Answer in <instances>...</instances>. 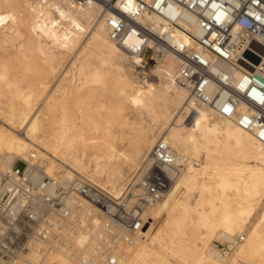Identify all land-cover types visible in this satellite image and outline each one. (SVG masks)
Listing matches in <instances>:
<instances>
[{
    "label": "bare ground",
    "instance_id": "1",
    "mask_svg": "<svg viewBox=\"0 0 264 264\" xmlns=\"http://www.w3.org/2000/svg\"><path fill=\"white\" fill-rule=\"evenodd\" d=\"M103 14L95 0H0V171L16 159L29 162L34 155L51 177L87 175L120 192L127 175L165 141L180 166L175 182L149 210L137 243L122 249V263L264 264V145L200 106L176 84L173 57L160 64L149 62V57H130L110 40ZM76 47L70 70L64 72L63 82L72 76L69 84H58L42 102L43 111L52 114L44 118L50 119L47 128L40 114H32L37 94L49 90L60 65L56 62L70 57ZM127 60L142 68L149 62L143 74L154 73L159 82L146 77L134 81L135 68ZM20 69L33 77L19 80L14 72ZM127 105L133 108L130 113ZM82 106L90 114L78 120L72 110L81 112ZM101 111L107 124L120 122L135 129L134 139L124 152L120 149L123 155L114 144L115 152L104 150L116 132L96 124L93 114L100 116ZM147 117L153 124L146 123ZM236 237L245 242L229 255L212 245L214 240L229 244ZM85 241L81 235L79 243Z\"/></svg>",
    "mask_w": 264,
    "mask_h": 264
},
{
    "label": "built area",
    "instance_id": "2",
    "mask_svg": "<svg viewBox=\"0 0 264 264\" xmlns=\"http://www.w3.org/2000/svg\"><path fill=\"white\" fill-rule=\"evenodd\" d=\"M95 1L112 42L141 61L173 57L176 84L264 145V0ZM179 167L159 141L115 192L87 175L51 177L34 155L16 159L0 171V264H123L122 249L140 239ZM243 241L216 248L229 255Z\"/></svg>",
    "mask_w": 264,
    "mask_h": 264
},
{
    "label": "rangeland",
    "instance_id": "3",
    "mask_svg": "<svg viewBox=\"0 0 264 264\" xmlns=\"http://www.w3.org/2000/svg\"><path fill=\"white\" fill-rule=\"evenodd\" d=\"M23 32H24V34L26 33V30L25 29H23ZM88 38H89V36L88 35H86L85 37H84V39H83V44L84 43H86L87 41H88ZM16 42V41H15ZM78 47V46H77ZM75 48L74 50H72V52L70 53V57H67V58H65L63 61H59V62H56V63H60V65L59 66H57V72H56V74H55V76H53V78H52V80H51V86H50V88H49V90L44 94V93H39V94H37V95H39V97H37V101H35V103H36V105L34 106L35 107V110H32L33 112H32V114H34V115H38V114H40L39 116L41 117V118H43L42 120H44V118H50V116H52V114H50V112L49 113H47V111H43V110H46V109H44L45 108V105H43L42 104V102H43V100L46 98V95H49V94H52L53 92H52V90L54 91V89H55V87H57L58 86V84L60 85L61 83H64L63 82V79H64V75H65V73L68 71V70H70L69 68L71 67V65H72V62L74 61V58L76 57L75 56V54H74V51L76 50V52H77V49H79V48ZM15 50H12V52H14ZM9 52H11V50L9 51ZM127 63H128V65L129 66H131V67H134L135 69H134V71H132L131 72V76H132V78L134 79V81H136V82H139L141 79H143L144 77H146V79H149V80H151V81H153V82H159V77L157 76V75H155L154 73H149L148 74V76L147 75H145V74H143V71H148L147 69L148 68H142V67H139L136 63H134V62H132V61H130V60H127ZM57 65V64H56ZM24 71L22 70L21 71V69L20 70H17V71H15L14 73H15V77H17L19 80H22L23 78H26V77H31V75H29V74H27V73H23ZM65 72V73H64ZM20 77V78H19ZM32 77H33V75H32ZM31 77V78H32ZM36 77V76H35ZM67 78V81L64 83V84H69V82L68 81H70L71 79H72V76H71V74L69 73L68 74V76L66 77ZM69 78V79H68ZM25 83H23L22 85H24ZM52 89V90H51ZM49 92H51V93H49ZM45 97V98H44ZM42 100V101H41ZM41 105V106H40ZM201 106V105H200ZM42 108V109H41ZM127 109H126V113H130L132 110H133V108L131 107V106H129V105H127V107H126ZM34 109V108H33ZM41 110H42V112H41ZM86 110V108L85 107H83L82 106V111L81 112H79V111H77V110H72V112H74V114H75V118H78V120L79 119H81L82 117H86L87 116V114L86 113H89L87 110ZM84 111V112H83ZM86 112V113H85ZM96 113L97 112H94V114H93V117H94V121L96 122V124L98 125V126H103V125H105V126H111V128H112V130H115V132L117 133H115V138H114V141L112 142V140L110 141V144L109 145H107V147L106 146H103L105 149V151H106V153H111L112 151H113V148H114V145H115V147L116 148H114V149H116V151H117V148H118V151L121 153V155H123V152H124V150H125V148H127V146L129 145V143L134 139V136H135V134H136V131H135V129H133V128H131L132 126H124V125H121V124H119L120 122H112V123H110V125L109 124H107V122H106V118L104 117L105 115H103L104 113L101 111V115L100 116H98V113H97V115H96ZM85 114V115H84ZM90 114V113H89ZM47 117H46V116ZM79 115V116H78ZM80 116H81V118H80ZM96 116V117H95ZM98 117V118H97ZM77 120V121H78ZM85 121H86V119H84ZM102 120V121H101ZM150 118H146V123L147 124H153V122H150ZM49 121H50V119H49ZM49 121H48V119L46 120H44L42 123H43V125L45 124L46 125V123L48 122L49 123ZM46 122V123H45ZM100 122H102V123H100ZM96 124L94 125V124H92V126H96ZM4 125V123L2 122V119H0V126H3ZM44 125V126H45ZM117 125V126H116ZM119 125H120V127H119ZM48 126V124L45 126V127H47ZM124 126V127H123ZM48 128V127H47ZM126 128V129H125ZM121 129H124L123 131H120ZM117 130H119V131H117ZM21 133H24V131L22 130V131H20ZM120 132V134H118ZM123 133V135H122V137H121V134ZM120 136V138H117V137H119ZM117 138V139H116ZM122 138V139H121ZM119 139V140H118ZM116 140H118V141H116ZM127 142V143H126ZM114 144V145H113ZM113 147H112V146ZM124 148V149H123ZM120 149H121V151H123V152H121L120 151ZM91 151H92V149H90ZM113 152H115V151H113ZM200 156L201 157H203V154H200ZM144 164V162H142V163H139L137 166H139V167H137V169L135 170V171H131L127 176H128V179H127V182L133 177V176H135L136 175V173H138L139 172V170H140V168H141V166ZM19 168H23V164H20L19 165ZM45 170H46V168H45ZM55 177H63V175L61 174V173H56L55 174ZM96 182V181H95ZM98 183V182H97ZM98 184H100V185H102L101 183H98ZM103 186V185H102ZM184 192V193H183ZM182 193L184 194H181V195H183V196H185L186 195V191L183 189L182 190ZM196 193L197 192H194L193 194H192V197L190 198V204L191 205H193L194 206V204H195V202H196V199H197V195H196ZM180 197V196H179ZM264 205V202L262 203V205H261V207ZM260 211V209L258 210V212ZM258 212H257V214H258ZM257 214H256V216H257ZM255 216V217H256ZM255 217L252 219V221H254L255 220ZM250 227H251V224H248L247 225V229H250ZM204 231V230H203ZM243 235H244V237H246V239H247V237H248V234H247V231H245L244 233H243ZM236 238H238V237H236ZM243 242H245V241H243ZM243 242H241V243H243ZM217 244H227V242H222V240H214V241H212V245H214V246H216ZM219 250V249H218Z\"/></svg>",
    "mask_w": 264,
    "mask_h": 264
},
{
    "label": "water",
    "instance_id": "4",
    "mask_svg": "<svg viewBox=\"0 0 264 264\" xmlns=\"http://www.w3.org/2000/svg\"><path fill=\"white\" fill-rule=\"evenodd\" d=\"M254 61H255L256 63H259V59H257V58H255Z\"/></svg>",
    "mask_w": 264,
    "mask_h": 264
}]
</instances>
